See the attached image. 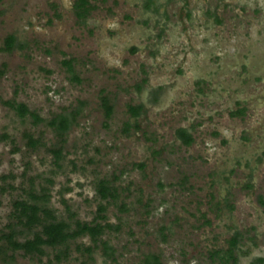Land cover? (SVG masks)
I'll return each instance as SVG.
<instances>
[{"label":"rangeland","instance_id":"rangeland-1","mask_svg":"<svg viewBox=\"0 0 264 264\" xmlns=\"http://www.w3.org/2000/svg\"><path fill=\"white\" fill-rule=\"evenodd\" d=\"M75 1L0 0V48L7 35L25 44L0 51V237L13 203L41 189L57 220L91 222L105 205L95 193L104 178L122 189L103 213L119 226L101 236L115 261L100 247L92 260L76 251L93 245L84 236L59 262L44 248L40 258L17 252L0 264H142L149 254L162 264H218L209 253L235 231L237 264L264 259V0H153L156 11L146 0H87L83 23ZM7 101L43 121L19 118ZM138 105L134 119L127 107ZM72 111L61 142L46 123ZM178 128L189 130L190 146L176 140ZM25 135L40 145L29 148Z\"/></svg>","mask_w":264,"mask_h":264},{"label":"trees","instance_id":"trees-1","mask_svg":"<svg viewBox=\"0 0 264 264\" xmlns=\"http://www.w3.org/2000/svg\"><path fill=\"white\" fill-rule=\"evenodd\" d=\"M144 7L146 10H157L153 0H146ZM91 8L87 0H76L73 5L74 14L81 23L84 22ZM24 47L25 44L18 42L14 35H7L3 40V46L0 48V51L10 53L16 48L23 49ZM132 51H135V48H133ZM63 64L68 72L71 73V60L64 61ZM71 80L79 82V79L74 74L71 76ZM154 99L156 98L154 97ZM5 104L21 119L29 116L33 123L43 121L23 103L7 101ZM101 107L104 111L105 119H109L113 111V106L105 97L101 98ZM127 108L129 114L134 119L139 117L143 111L142 105L128 106ZM243 111V109H238L232 112L231 115H242ZM77 113L76 111L61 113L47 121L46 124L54 131L61 142H63L64 136L74 124ZM136 126L135 124L134 127L137 128ZM131 127L132 125L127 122L124 125L123 131L128 132ZM175 138L183 146H190L193 143L191 133L185 128L176 129ZM25 139L26 145L31 149H35L40 145L39 140L34 139L31 135H25ZM51 153L57 164L61 157V148L51 150ZM135 167L142 169L144 165L142 163L136 164ZM120 190L122 189L114 186L107 179L103 178L97 181L95 184V193L101 201H105V205L98 204L96 215L91 222L57 220L53 211L47 207L48 195L45 193V190L41 189L40 194L30 192L28 194L30 201L20 200L13 203L14 211L11 214V219L13 221L7 225L8 232L2 234L0 237V242H3V244H0V257H2L3 261H5V259L12 260L15 253L21 252L23 256L40 258L45 254L44 248H51L55 251L54 259L59 262L67 257L69 243L71 241L86 236L93 245L86 247L75 245L76 251H81L79 248L81 247V252L92 260L94 250L100 247L105 262L109 259L115 261L113 257L115 249L109 245L108 241L101 240V236H103L106 231L111 232L119 230V226L107 222V217L103 213L107 205L115 203L118 200ZM259 203L264 207V200L261 197H259ZM125 206V203L121 202L117 207L120 212H123L126 211ZM18 235L23 236L22 241L18 239ZM241 240L242 234L235 231L227 240V247L225 249L211 251L209 257L212 261L216 260L218 264H237V253H240ZM97 243L99 245H97ZM8 252L10 253L9 256L7 255ZM81 264H84V262ZM142 264L162 263L159 255L149 254L144 256ZM253 264H264V259L256 258Z\"/></svg>","mask_w":264,"mask_h":264}]
</instances>
